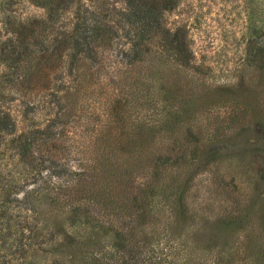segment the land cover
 <instances>
[{
	"label": "trees",
	"instance_id": "trees-1",
	"mask_svg": "<svg viewBox=\"0 0 264 264\" xmlns=\"http://www.w3.org/2000/svg\"><path fill=\"white\" fill-rule=\"evenodd\" d=\"M123 1L126 10L119 22L131 44L124 64L136 69L129 85L126 79L116 81V71L111 72L123 36L118 26L109 21L91 26L78 9L73 27L60 25L73 0H49L45 22L7 19L11 35L0 51V63L7 69L0 76V264L41 263L46 255L39 251L48 246L59 252L53 264L64 260L63 252L76 251L81 264H203L179 243L193 219L195 182L207 171L219 136L230 135V129L231 135L244 132L252 121L245 124L242 112L232 114L221 134L201 139L188 115L179 121L186 122L178 129L182 138H173L167 127L174 114L133 116L127 108L149 104L141 88L154 83L159 67L181 73H199V68L189 32L166 23L165 15L178 0ZM246 61L264 72V44L249 43ZM132 86L141 93L135 94ZM165 91L173 94L172 89ZM10 102L19 103V120L6 107ZM95 104L107 107L106 119L90 112ZM41 112L42 122L35 121ZM8 158L17 159L24 176L7 172ZM44 170L51 172L47 202L35 192L25 191L22 197ZM211 180L203 204L224 193L231 201L230 221L251 214L220 190L222 183L212 193L216 178ZM54 227L78 229L81 240L75 246L60 244ZM220 233H202L196 250Z\"/></svg>",
	"mask_w": 264,
	"mask_h": 264
},
{
	"label": "rangeland",
	"instance_id": "rangeland-1",
	"mask_svg": "<svg viewBox=\"0 0 264 264\" xmlns=\"http://www.w3.org/2000/svg\"><path fill=\"white\" fill-rule=\"evenodd\" d=\"M77 9L91 26L109 21L120 28L123 36L112 57L117 61L111 72L116 71V81L126 79L129 85L130 76L136 75V69L124 64V53L131 49L125 37L127 28L119 22L122 21L120 12L126 10L124 1L73 0L71 10L61 19L63 29H70L76 23ZM49 10V0H0V51L11 35L8 17L22 24L45 22L49 18ZM103 13H109V16L104 18ZM165 17L169 27H182L189 32L199 73H181L177 68L167 71L159 67L160 72H156L154 83L141 88L143 99L149 100V104L140 108L135 103L130 105L127 109L131 114L134 116L139 112L155 115L156 118L161 112L164 116L174 114L168 120L167 127L173 138H182L183 131L179 132L178 129L185 127L186 122L179 121L188 115H192L193 129L201 139H212L218 132L221 134L232 114L237 116L242 112L240 118L246 121L245 124L252 121L244 132L231 135L230 129V135L219 136V142L207 158V171L195 182L193 195L199 198L196 201L193 197V219L184 226L179 243L183 241L185 250L198 254L203 264H248L252 260L254 262L251 264H258V260L261 261L259 264H264V72L246 63L249 43L257 41L264 44V0H178L177 7ZM5 70L0 63V76ZM117 70H121V73L117 74ZM131 88L135 94L141 93L136 86ZM163 88L172 89L173 94H167ZM111 91L112 88L108 91L109 96ZM18 104L10 102L6 105L17 120L21 117ZM90 112L101 115L103 119L108 115L107 107L103 104H95ZM43 115L41 112L35 121L42 122ZM5 164L7 172H11L15 178L24 176V167L17 159L8 158ZM50 175V171L44 170L36 184H29L21 196L25 191L30 194L35 192L46 203ZM213 177L216 181L212 193L222 183L220 190H226L232 201L233 198L239 201L242 211L249 209L251 214L248 217L230 221L228 206L231 201L224 199L227 195L224 193L211 195L212 201L202 203L203 198L209 196L205 192ZM226 182H230L227 187ZM196 212L198 214L194 215ZM224 226L225 231L221 230ZM214 229L221 232L218 238L202 243L196 250L202 233L213 237ZM53 231L63 245L75 246L81 240L82 233L78 229L63 227L58 232L54 227ZM45 233L41 232V236ZM53 247L56 248V244ZM43 249L39 253L46 257L38 264H53L59 252L51 251V246ZM61 255L65 258L60 259L59 264H81L77 251L76 254L63 252Z\"/></svg>",
	"mask_w": 264,
	"mask_h": 264
}]
</instances>
